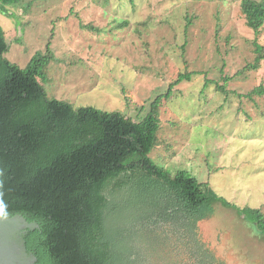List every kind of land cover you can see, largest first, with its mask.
<instances>
[{
    "label": "rangeland",
    "instance_id": "374dc122",
    "mask_svg": "<svg viewBox=\"0 0 264 264\" xmlns=\"http://www.w3.org/2000/svg\"><path fill=\"white\" fill-rule=\"evenodd\" d=\"M242 1L0 0L5 58L25 69L50 43L53 60L41 81L49 98L75 109L140 121L159 101L153 161L173 174L185 170L230 203L264 214V98L245 97L264 85V59L251 67L254 43L264 47V27L257 34L247 26ZM184 74L191 79L167 98ZM225 77L228 94L218 90ZM214 208L198 224L202 244L226 264H264L261 232L236 211ZM184 234L172 229L168 250L184 264H198Z\"/></svg>",
    "mask_w": 264,
    "mask_h": 264
},
{
    "label": "trees",
    "instance_id": "16d2710c",
    "mask_svg": "<svg viewBox=\"0 0 264 264\" xmlns=\"http://www.w3.org/2000/svg\"><path fill=\"white\" fill-rule=\"evenodd\" d=\"M241 11L260 33L264 0H243ZM48 45L22 69L5 58L9 46L0 26V217L38 223L25 238L36 264H184L168 250L172 229L190 234L198 264H226L198 234L199 222L214 215L216 204L264 236L261 210L240 208L208 182L181 169L173 174L149 156L159 141V101L134 121L121 112L75 109L49 98L41 81L53 60ZM254 47L255 70L264 47ZM190 79L180 75L166 97ZM224 80L218 90L228 94L230 78ZM245 97L264 98V85Z\"/></svg>",
    "mask_w": 264,
    "mask_h": 264
},
{
    "label": "water",
    "instance_id": "95a60500",
    "mask_svg": "<svg viewBox=\"0 0 264 264\" xmlns=\"http://www.w3.org/2000/svg\"><path fill=\"white\" fill-rule=\"evenodd\" d=\"M38 228V223H29L21 215L0 217V264H36L37 257L27 251L25 238Z\"/></svg>",
    "mask_w": 264,
    "mask_h": 264
}]
</instances>
